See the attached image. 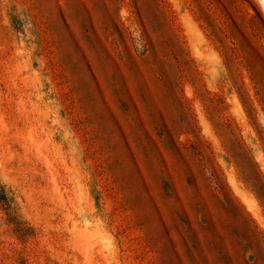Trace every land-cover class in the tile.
<instances>
[{
	"label": "rangeland",
	"instance_id": "rangeland-1",
	"mask_svg": "<svg viewBox=\"0 0 264 264\" xmlns=\"http://www.w3.org/2000/svg\"><path fill=\"white\" fill-rule=\"evenodd\" d=\"M0 264H264V0H0Z\"/></svg>",
	"mask_w": 264,
	"mask_h": 264
}]
</instances>
